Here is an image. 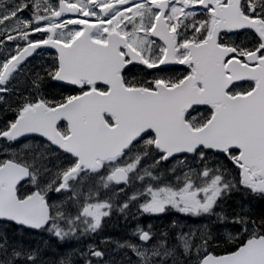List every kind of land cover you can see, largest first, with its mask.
<instances>
[{"label":"snow or ice","instance_id":"snow-or-ice-1","mask_svg":"<svg viewBox=\"0 0 264 264\" xmlns=\"http://www.w3.org/2000/svg\"><path fill=\"white\" fill-rule=\"evenodd\" d=\"M0 264H264V0H0Z\"/></svg>","mask_w":264,"mask_h":264},{"label":"flooded vegetation","instance_id":"flooded-vegetation-1","mask_svg":"<svg viewBox=\"0 0 264 264\" xmlns=\"http://www.w3.org/2000/svg\"><path fill=\"white\" fill-rule=\"evenodd\" d=\"M191 219H189V220H186L185 222L186 223H189V221H190ZM196 221V220H195ZM145 223H148L149 221H144ZM151 222H153V223H160V221H151ZM165 222H167V221H165Z\"/></svg>","mask_w":264,"mask_h":264},{"label":"rangeland","instance_id":"rangeland-1","mask_svg":"<svg viewBox=\"0 0 264 264\" xmlns=\"http://www.w3.org/2000/svg\"><path fill=\"white\" fill-rule=\"evenodd\" d=\"M194 222H196V221H195V218H192V219L189 221V223H194Z\"/></svg>","mask_w":264,"mask_h":264}]
</instances>
